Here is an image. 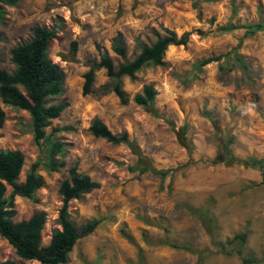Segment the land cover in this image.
Segmentation results:
<instances>
[{
	"label": "rangeland",
	"instance_id": "obj_1",
	"mask_svg": "<svg viewBox=\"0 0 264 264\" xmlns=\"http://www.w3.org/2000/svg\"><path fill=\"white\" fill-rule=\"evenodd\" d=\"M3 15L0 70L9 74L15 69L13 48L30 40L34 28L57 27L48 58L62 73V92L47 103L66 105L45 129L49 140L35 144L29 114L0 100L5 114L0 151L24 156L17 183L37 160L43 178L36 202L14 198V223L44 212L46 246L60 228V183L76 164L100 187L70 201L69 218L77 227L94 219L100 223L76 242L66 264H241L243 258L264 264V29L245 34L248 26L264 25V0H20ZM163 28L178 36L204 34L168 47L164 66L142 68L134 80L121 78L126 105L111 92L103 69L95 71L90 93L82 95L88 61L107 55L115 68L123 64L112 51L114 38L120 37L131 61L137 41L150 45ZM209 58L217 61L200 66ZM146 86L156 91L150 110L133 102ZM94 119L113 134L127 133L146 164L168 174H140L139 157L128 146L91 135ZM63 127L71 129L52 133ZM55 140L64 145V155L56 158L64 167L49 172L44 160ZM229 140L231 156L261 160L262 168L214 160L217 151L228 157L222 147ZM10 192L7 186L5 197ZM242 233L243 243L226 244ZM184 245L190 250L180 248ZM5 260L21 261L0 237V261Z\"/></svg>",
	"mask_w": 264,
	"mask_h": 264
},
{
	"label": "trees",
	"instance_id": "obj_2",
	"mask_svg": "<svg viewBox=\"0 0 264 264\" xmlns=\"http://www.w3.org/2000/svg\"><path fill=\"white\" fill-rule=\"evenodd\" d=\"M20 0H0V21L3 19L4 8L15 6ZM219 1V0H207ZM264 29V25L255 24L246 27L245 34L254 35ZM163 34L156 35V40L150 45L137 41L138 54L133 60H126L127 50L122 44L120 37L113 40L112 51L119 58L123 59V64L114 67L112 60L103 55L98 62L88 61V71L84 75L82 95L90 93L94 80V73L99 69L105 70L110 81V90L118 98L121 105L129 102L128 97L122 90L121 78L128 77L134 80L136 74L145 67L164 66V55L170 46H185L193 33L203 35L202 31L196 30L185 32L178 36L174 31L163 28ZM231 27H223L221 31H230ZM57 27L34 28L32 37L25 43L17 45L10 51L11 62L14 65V72L7 73L0 70V100L2 104L25 111L31 119V128L35 144L45 141L49 136L45 135V129L49 127L50 121L57 119L66 109L64 103L48 105L47 99L60 96L62 92L63 76L56 64L48 58V47L52 40L56 38ZM71 51H76V43L71 44ZM217 58H209L201 61L200 66H205ZM156 91L152 86H146L141 94L133 98L137 106L152 108ZM5 121V114L0 109V129ZM70 127L55 128L52 133L70 130ZM89 132L95 138L104 139L113 145L124 144L139 157V173L151 171L161 177H165L168 171H156L146 164L133 140L129 139L127 133L113 134L108 127L99 119H94L89 126ZM229 141L223 144V150L228 157H220L219 152L214 157L217 162H239L245 166L262 168V161L250 158L247 161L238 160L231 156ZM64 155V145L55 140L49 142V151L44 160L45 168L49 172H57L64 167V163L56 158ZM24 166V156L19 150L0 151V237L15 250V254L21 260L15 262L11 260L0 261V264H25V261H36L39 264H66L68 255L72 251L76 242L90 235L100 223L94 219L86 224L77 227L69 218L68 204L72 200H80L83 195L92 192L100 187L99 183L91 180L86 174L78 172L76 164L68 169V176L59 186L58 193L62 199V206L58 212V223L60 228L51 233L50 241L46 246L41 245V233L46 222L44 212L33 214L28 220L18 223L13 222L16 214L14 209V198L21 197L36 202L35 193L43 186V178L37 174L40 161H35L26 173L22 184L17 183ZM11 188L8 197H5L6 187ZM129 241L130 237L124 235ZM246 235L244 233L235 235L226 244L230 245L236 241L243 243ZM179 248L176 245H170ZM185 250H190L186 245L181 246ZM205 252H198L199 256ZM241 255L240 251H237ZM140 258V253H139ZM256 262L250 258H243L241 264H251Z\"/></svg>",
	"mask_w": 264,
	"mask_h": 264
}]
</instances>
